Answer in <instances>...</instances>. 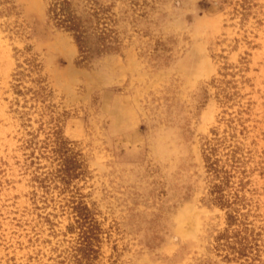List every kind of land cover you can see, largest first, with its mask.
<instances>
[{"label":"rangeland","instance_id":"rangeland-1","mask_svg":"<svg viewBox=\"0 0 264 264\" xmlns=\"http://www.w3.org/2000/svg\"><path fill=\"white\" fill-rule=\"evenodd\" d=\"M102 1L90 61L49 0L0 5V264H264V0Z\"/></svg>","mask_w":264,"mask_h":264},{"label":"trees","instance_id":"trees-1","mask_svg":"<svg viewBox=\"0 0 264 264\" xmlns=\"http://www.w3.org/2000/svg\"><path fill=\"white\" fill-rule=\"evenodd\" d=\"M11 0H0V5H4L6 10H11L9 3ZM111 6H106L102 0H49L48 16L54 24L66 31H69L78 45L80 56L87 61L104 54L118 52L121 41L115 37L114 30L111 28ZM30 67L38 69L39 63L34 57L30 58ZM36 71V70H35ZM41 78L37 79L38 88L34 91L38 97L43 96L46 86L41 84ZM45 95V94H44ZM59 150L61 151L62 169L60 170L64 177L72 176L70 164L76 162V158L65 156V152L71 149L64 141H61ZM213 151V150H212ZM207 166L210 171L218 175L220 170L217 167V160L207 157ZM221 181V180H220ZM224 184L223 181H221ZM222 184L215 183L212 186L211 194L214 195L212 200L220 205L231 207V202L223 192ZM231 221H236L234 215L228 216ZM230 221V222H231ZM218 247L230 249L240 255L245 254L250 249L245 244L246 237L241 235V231L236 230L229 234L228 229L217 236Z\"/></svg>","mask_w":264,"mask_h":264}]
</instances>
